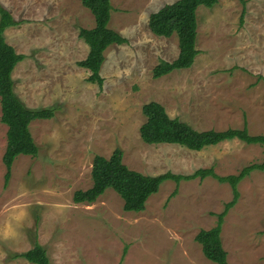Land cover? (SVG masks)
<instances>
[{
    "label": "rangeland",
    "instance_id": "obj_1",
    "mask_svg": "<svg viewBox=\"0 0 264 264\" xmlns=\"http://www.w3.org/2000/svg\"><path fill=\"white\" fill-rule=\"evenodd\" d=\"M176 1L111 0L110 27L128 44L106 51L100 87L78 66L90 51L80 31L96 27L83 0H0L20 23L5 33L25 58L13 73L15 93L28 109L54 111L31 124L38 156L18 157L6 182L0 99V264H31L16 256L36 243L51 264H215L196 236L217 226L233 199L228 183L167 181L139 214L126 212L112 189L93 204L74 201L93 187L95 158L109 159L117 149L129 169L153 177L199 170L238 176L264 162V146L240 140L201 152L142 140L143 108L152 102L201 132L247 122L252 135H264V0L200 7L195 64L155 79L162 61L178 58L179 37H157L149 19ZM239 191L222 232L228 264H264V172L251 173Z\"/></svg>",
    "mask_w": 264,
    "mask_h": 264
},
{
    "label": "trees",
    "instance_id": "obj_2",
    "mask_svg": "<svg viewBox=\"0 0 264 264\" xmlns=\"http://www.w3.org/2000/svg\"><path fill=\"white\" fill-rule=\"evenodd\" d=\"M219 1L178 0L151 14L149 26L152 33L161 38L177 35L180 49L174 62L162 61L154 69L155 79L193 67L200 54L197 49L198 10L200 7L213 8ZM241 1L246 4L245 0ZM83 5L94 15L96 27L80 31V38L88 45L90 51L88 57L79 62L78 66L91 73L88 78L90 83L102 87L105 81L101 71L106 61V51L113 45L128 44V40L110 27L113 10L111 0H83ZM19 24L13 14L0 4V99L2 122L8 127L7 148L3 158L7 168L6 182L11 179L13 165L18 157H37L39 154L31 124L37 120L54 117V111L51 109H28L15 93L13 73L25 58L7 42L5 33ZM143 113L147 122L140 132L142 140L148 145H178L196 152L233 140L264 146V135H252L247 122L243 129L201 132L179 119H172L166 108L157 102L145 105ZM254 171L264 172V162L245 168L238 176L220 177L214 170H199L190 176L172 173L158 177L146 176L129 169L124 163V152L117 149L109 159L102 156L95 158L92 171L93 187L87 191L76 192L74 201L77 204H93L107 190L112 189L123 199L126 212L139 214L146 210L150 198L159 193L167 181L180 184L182 181L212 177L222 183H228L233 190V199L226 204L224 211L217 215V226L202 230L196 236V242L202 246L203 254L208 260L215 264H228V252L222 240L223 226L229 212L240 200L239 184ZM16 258H23L31 264H51L47 251L39 243L29 252Z\"/></svg>",
    "mask_w": 264,
    "mask_h": 264
}]
</instances>
